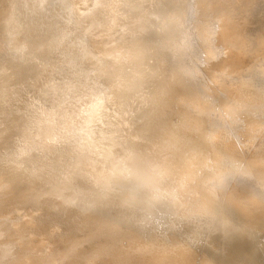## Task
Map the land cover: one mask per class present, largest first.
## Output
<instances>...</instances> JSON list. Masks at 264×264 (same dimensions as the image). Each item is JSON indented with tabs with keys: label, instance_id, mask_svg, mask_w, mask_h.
Wrapping results in <instances>:
<instances>
[{
	"label": "bare ground",
	"instance_id": "obj_1",
	"mask_svg": "<svg viewBox=\"0 0 264 264\" xmlns=\"http://www.w3.org/2000/svg\"><path fill=\"white\" fill-rule=\"evenodd\" d=\"M27 1H30V0H0V4H2L3 2L7 4L6 6L4 4L5 9H6L7 7L10 6L9 3H11V6L13 7V11L15 13V14L13 12L11 13L12 15L14 14L13 15L14 18L12 19H15V17L17 16L16 22H18L20 21L21 17H24L25 14L30 15V11H32L33 6H30L31 5L30 3L32 2V0L31 2L27 3L26 7L23 10L21 9V7L25 6ZM125 1H126V4L128 5L127 7L129 9V12H131L132 14L136 12H141L142 8H144V4H146L144 3V0H125ZM203 1L204 0H195L194 3L196 5H199L203 3ZM260 1H258V3ZM38 2L40 4V7H43L41 6L42 3H40V1ZM90 2L88 4H90ZM111 2L115 3V1H112V0ZM186 2H187V6L191 5V3L188 4L189 3L188 0H153L152 6L150 5L151 7L149 8V10H147L146 12H142L143 14H141L138 17V20H141L140 17L144 18L145 23L142 22V20H141V23L146 24L145 26L146 28L142 25L143 30L145 28L144 31L142 30L143 33L147 31L146 33L148 34V36L150 35V38L155 37L154 39L158 43H161L163 49L161 48V45L158 44V46L160 47L158 49L162 50L161 52L162 54L160 57L164 59L166 63L168 64L167 68L165 67L166 72L164 74L167 78L168 76H170V78L164 79L160 82L158 78L162 76L163 72H158V68H159L158 65H152L149 68V70L146 71V72H151L152 74L151 77L147 76L146 73H143L144 75L137 76L132 81V83L129 82L130 86L129 88H127V91H125L126 89H124L125 92L123 91V88L121 87L122 83L125 81H122L121 86L119 87L122 88L123 93H121L120 95V92H119L120 97H118L117 95L118 93L115 94L118 98H121V99L119 100V103H118L117 114H113V115H116V120L112 124V130H113V134L117 135L119 138V141H116L118 145L116 149H118L117 151L119 152V154L120 153L122 154L123 159L118 160L119 158H116V160H114V162L112 163V164L114 163L116 164L113 165L110 170L115 169L116 171V166L119 165L123 167V170H125V172L140 174V175H143V178H141V180L139 179L142 184L140 183V181H137L135 183V187H138L139 189L132 190L131 193L128 192L130 195L129 197L125 198L126 200L124 201V203H126L125 204L126 206L131 200H132V203H129L128 207H126L125 205H123V207L121 206L122 213L121 212L119 213H121L122 217L120 219L117 217L116 219L113 218L114 216H111L112 214L113 215L115 214L113 212L112 214L109 212V214L111 215L109 214L101 215V216L96 215L94 217L95 219L94 222L91 223L92 226L90 225V227L88 228L91 231L94 229V233H96V231L102 233L101 235L103 236V238L106 235L117 237L120 234V230H119V228H121L119 227L120 223L123 221V219H127V223L124 226V228H122L123 229L122 232L127 234V236L131 237V238L128 237L129 241L131 240L130 241L131 244L129 246H131L133 250L129 254L128 249L123 250L124 249L123 248L121 249L122 251H119V252L117 251L120 250V248L115 251H113L114 249L113 250L111 249L113 251V255L112 253L109 254L111 252L110 250V252L108 251L109 253L107 254L111 256L110 257H107L108 255L107 256L105 255V256L107 257L109 263H112V264H127L126 263L127 260H131V258L127 259L129 255L136 254L135 252H139L140 254V252L144 248L145 250L142 251V254L141 255L138 254L139 260L136 259L137 258L136 256L133 264H184V263L196 264L195 261L198 260V258L202 259L203 261L202 264H226V262L227 264H230L228 263V260H231V257H234L233 253H230L229 256L231 255L232 256L231 257L227 256V258H222V256L221 258H219V256L216 255L217 250L221 248L222 246L223 248L226 247V248L232 249L234 250V252L236 251L237 253L240 251H243L244 247H246L247 245H248L247 247L249 248V244L251 245V247H254V248L261 247V246L264 247L263 246L264 245V72H259L258 70H257L258 72L256 71L242 72L241 70V72L236 75H232L234 74L233 72L232 74H226V73L222 74V72L218 73L214 71L212 72L213 73L212 75H208L211 73L207 72L208 74L207 76H205V82L203 81L204 82L203 84L202 83L199 84L198 82L200 80L199 81L197 80L199 79V77L201 78L202 76V75L199 76L200 73L202 74L201 70L202 69L204 70L206 67H210L211 65L215 64L214 61L213 62L210 61L211 63L208 64L204 60H207L209 56H211V54H213V52H215L216 49H218L217 44H216L218 41L214 42L215 37L214 39L213 37L211 39L210 32L207 33L205 28H203L205 29L204 31L200 30L205 24L200 25L202 26L201 28L198 24L197 26L199 27L194 28V30L190 28L191 26L187 27V24H185L184 26V23L182 21L183 20L185 21L186 18L190 17V15L186 14L188 15V17L186 16L184 19L182 18L183 20H181V17L177 15V13L180 11H185V9L183 10L184 6H185L184 8H188L185 5ZM263 2L264 1L262 0V4H263L262 6H264ZM36 3H37V0H36ZM44 3H46V1ZM69 3L72 4L73 3L72 0ZM110 3L109 5L112 4ZM59 4H62L63 7L65 6L64 2L59 3ZM257 4H255V1L253 2L251 0H211V1H208L207 3L208 7L207 9H205L204 11L205 13H203V14H209V13L212 14V12H214L215 19H216L215 21H218L216 24H213V26L216 25V28H215V31L217 33L216 37L219 38L218 39L219 41L221 39L220 37L228 38L226 40H221L224 43V44L222 43V46L226 47V49H228L227 46H229L230 44H232L231 46L234 47L233 43H236L237 46L235 45V48L238 47L236 53H238L237 55L239 56L238 57L237 55H234V56H236L237 58H240L241 55L244 52H246V50L248 52L250 49H252L253 45L256 47V44L264 43V34L263 32L260 34L262 30L264 31V22L260 24L256 23L257 26L256 25L253 26V24H255L253 23L252 24L253 27L250 29H245L247 27L244 26L246 24L245 21L247 20L245 18L246 15L248 18L250 17V14H254V16L258 17V15H256L258 10L257 12H254L253 10H256V9H252ZM90 5L88 7L86 6V9L84 8V11L82 12V17L84 18L83 20L86 21V24L88 23L85 29L81 27L82 30L84 31L86 30L85 32H87L86 28H88V25L91 24V23L89 24V22L92 21L93 16L97 17V15H94V12H93V15L91 14L93 8H90ZM0 6L1 8H4V6L3 7L2 5ZM27 6H29L31 10L27 8ZM35 6H37L36 9L39 7L38 4ZM35 6L33 7V11L35 10ZM111 6H109L108 9L105 8L104 12L106 9L107 11L110 10ZM59 7H62V6L59 5ZM70 7L72 8V5ZM68 8L69 6L65 8L66 11L69 10ZM259 8L261 7L259 6ZM10 9L12 10V8ZM40 9L38 10V13H36L37 17L35 19V23L33 24V26L31 23L33 22V20H31L30 17L28 16H26V18L30 19L31 22L29 21V19L28 21L29 23H31L30 26L32 27H35L36 25L44 24L46 20L49 21V27L46 26L45 27L46 29L42 30L41 32H35V31L30 32L29 31V33L26 34L27 35L26 39L31 43L29 46L28 44L29 42L27 41L28 48L19 49L21 45L19 47H15V48L13 47V49L18 48V50L21 51V53H18V57L20 56V54L22 56V58L19 57L20 62L23 61L21 59H24V61L28 59L33 64L30 63V61L29 62L26 61L28 67L25 68L26 70L24 69L25 71L23 70L24 73H26L24 74L25 76L22 79L18 78V80H16L14 83H11L13 81L11 82L7 81V84H6L7 88H4L5 86L4 85L2 89H5V90L0 91V136H1V139L3 140L2 143L6 144L5 147L2 148L4 152L2 153V156L0 157V179L11 176L12 177L11 179L18 181L20 180L22 175L31 176V178L29 179L31 184L33 185L40 184V183L44 184V188H42V190L44 189L45 191L56 192V194L61 200L63 196L65 197L66 194H71V196H78V194H81L85 192L86 190H88L87 185L85 187L83 186L84 180L83 178H81L83 173H80L78 171L80 170L81 165L88 163L89 157H88V154L86 153V149H87L86 143L88 141L86 143L85 141L88 140L87 137L93 135V132H94L93 123H92L93 120L91 116H93L92 114L98 108H100V105L102 102V97H99V95L101 94L100 86H102L101 85L102 80L100 79V86L99 85L94 86L92 82L96 83L98 79L96 80L97 76H95L96 78L93 76V79L95 78V80L85 85V87H87V85L92 84L94 88L96 87L97 89H99L97 91L98 95L93 96L91 98H87L86 95L89 93L86 94L85 88H82L84 82L81 85V87H80V84L78 85L79 87H77L78 82L76 78L77 76L80 75V73L82 74L81 72L82 68L79 70L77 67H73L74 63L72 62L73 61L72 58H73V55L80 52L79 50H81L80 48H82L81 46H79L80 42H77L78 40L76 41V37H80L78 36L77 32L79 33L80 31H77L76 25L74 27L76 30L75 29L73 30L74 33L72 31V28L71 29L69 28L70 26H65V28H62V29L59 28L58 29L59 34L65 32L68 35V37L72 38V39L70 38V40H67L65 43L61 44L58 38V34H56V32H52V31H56L58 24H60L61 22H59L56 19L53 13L51 15L50 14L41 15L39 13ZM125 9L127 10V8ZM239 9H245L246 15L242 17L246 20L245 21L243 20L242 23H239L240 16L242 15L239 11L241 15L239 16V20L237 21L238 22L237 24L236 22L237 17H234V16L235 15L238 16L237 11ZM0 10H1L0 12H2L3 9H0ZM6 11H9V10H6ZM102 11H99V12H101V14L105 16V13L103 12L104 13L103 14ZM35 12H37V10L34 11V14ZM69 12L72 13L71 11ZM99 12H97L98 16L101 15L99 14ZM200 12H201V9L199 11V14ZM241 12L243 13V11ZM70 13H68L67 15L71 16ZM75 13L73 12V14L76 16ZM3 15L4 14L0 16H3ZM31 15H33L32 12H31ZM11 16L8 17L10 18V20L6 17L7 18L6 20L8 22L11 21L10 24H12ZM208 16H207V19H208ZM76 17L78 18V16ZM110 17L109 19H111ZM196 17H200V15ZM202 17L204 20V16H202V13H201V18ZM31 18H35V16ZM67 18L68 17L65 16V19H64L65 22L68 21ZM120 18L122 17L120 16ZM127 18H125L126 22H129V21L131 23L134 21L137 22L136 19L135 20L132 19L133 21L129 19L127 21ZM192 18L193 17H191L190 20H192ZM213 18H214V15H213ZM255 18L254 20H256ZM72 19H73V16H72ZM97 19L99 20V17ZM109 19L100 20L101 22L100 24H97V22L94 23L95 22V19H94V22H92L94 25L91 24L93 25L92 32L90 31V28L88 30L92 33V35L94 32L96 33L95 35L97 36L98 35L97 33H100V31L103 30L104 26L102 25L104 23H105V26L108 25L106 22H108ZM115 19L112 18L111 22H113V20L116 22L117 20ZM207 19L205 20L206 23H208ZM211 19L209 22L210 24L212 22ZM26 20L27 19H25V21L22 20V22L23 21L26 22ZM260 20L263 21L262 19ZM205 21L203 22L205 23ZM8 22H6L5 27L8 25L7 24ZM24 22L22 24L26 26ZM130 22L127 24L131 25ZM136 22L135 24H137ZM0 23H4V22L0 21ZM20 23L21 21L18 22L17 24L19 25ZM29 23L27 25H29ZM141 23L139 22L138 24H141ZM192 23H194L193 25H195L194 21L193 22L191 21V25ZM243 23L245 24L243 25ZM22 24L19 27L23 29L24 26ZM116 24H118V22L114 23V26ZM189 24L190 23H188V25ZM3 25L4 24L0 26H3ZM13 25H16V24H13ZM69 25H73V24H69ZM124 25H126V23ZM124 25L121 24L119 27L122 28ZM235 25L236 27L237 25L239 26L235 28ZM117 26L115 27L118 28ZM137 26L141 28L140 25H137ZM7 27H9V30H10L11 25ZM14 27L16 28V29L14 28L16 31L17 27L16 26ZM100 27H102V30H100L101 29ZM126 27L124 26V30ZM132 27L134 28L133 24H132ZM132 27L128 29L131 30ZM26 28L24 27V29ZM107 28H109V26H107ZM137 28L135 29L137 30ZM11 29L15 33L14 29L13 28ZM104 29H106V27ZM118 29L114 30L115 31V32L113 31L114 33L111 31L114 34L112 35L111 33L113 38L109 36L111 39L116 38L115 33ZM108 30H110V28ZM124 30L121 31L122 33L117 38H120L123 34L125 35ZM130 30H127L126 35H128ZM25 31H27V29ZM46 31H51L52 35L48 39L42 40L40 38L41 33L46 32ZM104 31H106V33L108 32L107 30H104ZM118 31L120 32V30ZM139 31H141V29ZM4 32H6V29ZM22 32L23 31L21 32L19 31V34L18 36H16V38L19 37L20 33ZM82 33L80 32V34ZM140 33L141 32H139V34ZM187 33L189 34V36ZM4 34L3 32H1V36H3ZM11 34L8 36L7 40L11 38ZM15 35H17V31ZM13 36L14 34L12 35V38ZM137 36L138 35L136 34V37ZM148 36L147 35L142 36L141 34V37L144 38L143 40H145L146 39L145 37H148ZM6 37L4 38V42H2L3 40L2 38H1L2 40L0 39L2 44L5 43L3 45L0 44V69H1L2 64L3 65L6 64L9 70L5 68L4 71L14 72L17 69L11 66L12 62L10 61L11 60L10 58L13 57V56L11 57V54L14 52V50L11 49L10 47L11 50L10 49L9 50L12 51V53H9L10 54L9 55L8 54L9 50H7V47L6 49L4 48V46H7L8 44V43L6 44L7 42L5 40ZM23 37L24 35L22 36V38ZM26 39L24 38V40ZM84 39L83 41L85 42ZM148 39L149 38H147V40ZM154 39L152 41H154ZM18 40H16L18 41V43L20 42V40L22 41V39H18ZM107 40H108V43H110L108 44V48H109L111 47L110 45L114 44L115 40L114 42L112 40L111 41L112 43L109 42L110 41L109 39ZM128 40L130 41V39ZM132 40H131V43H132ZM135 40H137L138 42V40L140 39L138 37V39H135ZM193 40L196 44L194 42H193L194 44L190 43ZM9 41H12V40H9ZM83 41L81 39V42ZM123 41H126V40L122 39V42ZM149 42L151 41H148L147 45ZM16 43L11 44V46L16 45ZM21 43H23V41ZM139 43H141V41H139ZM24 44H22V46H25ZM105 44L107 45V43ZM105 44H102V45L105 46ZM116 44L114 45V48H110V49L115 50ZM135 44L137 45V48H138V43H134V45ZM142 44H146V43H142ZM198 44L200 45V48L199 50L198 49L197 50L198 51L201 50L202 53L200 51L201 53V56L199 57L200 61H197L199 59L195 60L198 64L196 63L194 64L192 62L194 59L193 60L189 59L190 54L193 49V48L191 49L190 47H192L193 45L196 49ZM120 45L118 44L117 46L118 48L116 47L119 51L122 50L120 48L123 46V44L121 47ZM150 45H154V44L152 43V44H149L148 46ZM87 46L88 44H86V47ZM102 47L100 49H102ZM152 47L150 48L152 49ZM103 48H106V47H103ZM127 48H128V45H127ZM132 48L133 47H131V49ZM137 48L135 46L134 49H137ZM117 49L115 52L118 51ZM123 49H125L124 46H123ZM189 49L191 50V52L188 51ZM114 50L112 51L114 52ZM57 51H60V52L59 54H57L58 57L56 56L55 58L56 61L55 60L51 61L50 59H48L50 57V53L57 52ZM83 51H88V50L83 49ZM105 51H104V54H105ZM123 51L126 52V49ZM223 51L225 52L226 50H223ZM124 52L123 54H125ZM155 52H156V48H155ZM14 53L16 55V50ZM193 53L195 55V50ZM157 54L159 55V53ZM111 55H114V54H111ZM221 55L224 56L225 54H221ZM229 56H226V57L229 58ZM141 58H142V55H141ZM192 58L194 57H191V59ZM15 60H13L14 63H15ZM227 60L229 59H226V61ZM24 61L23 63H25ZM226 61L224 60V62ZM233 62L238 63L240 65L241 59L234 60ZM219 66H216V67H219ZM250 66H248L247 68H249ZM90 68H93V67H90ZM95 69L97 70V72L101 70V69L99 70V68L98 69L95 68ZM217 69L220 70V68H217ZM207 70L212 71V69L209 70V68H207ZM214 70L216 69L214 68ZM90 71H94V70L90 69ZM83 74H85V72ZM92 74L93 73L90 72V76H92ZM4 80H1L0 85L2 84ZM91 80H92V77H91ZM4 83L6 82L4 81L3 84ZM102 83H103V86L106 85L104 84V80ZM125 83L127 84L128 82H125ZM115 85L117 86V84ZM115 85L113 84L111 87L113 90L116 89V87L115 88L113 87ZM17 87H19L20 90H17L18 89ZM76 87L79 89L80 88L84 89V90H81V89L78 90L80 91L79 93L78 91L74 92L77 89ZM119 87L116 89V91L119 89ZM86 91L88 92V87ZM106 94L107 93H105V96ZM105 96L103 97V99H105ZM109 97L111 101V96ZM109 97H108V100H109ZM106 99H107V96H106ZM116 99H113V100H116ZM47 100L51 101L48 107L45 106L44 108L34 109V106H37L38 102L47 101ZM174 102L179 103V104L182 103V106H178L177 104L176 106L178 107L175 109L174 112L172 113H167L168 111L165 112L166 107H170V104ZM112 103H114V101ZM157 106L158 107L160 106L161 108L156 109ZM37 107H40V106H37ZM112 108L114 107H111L110 109L112 110ZM115 112H116V107H115ZM106 113H108V111ZM111 115L112 113L110 114V116ZM174 116L175 118L176 117L177 118L173 119ZM9 121L11 122L9 123ZM12 121L13 123H15V125L13 126L11 124ZM17 122L19 123V125ZM15 126H17L16 129L14 128ZM131 126L133 128H131ZM12 128H14L15 131L14 130L12 131ZM159 132L161 134H158V136L159 135L161 136L158 138L160 139L158 143H155V140L152 141V139H148V138L146 139L147 135L150 136V134H152L153 136V134H157ZM140 136L145 137V141H143V143L141 142L142 144L135 142V140H137L136 138H139ZM252 141H253V144H255L254 142H257V143L253 146L250 144V142L252 143ZM116 142L114 145H112L113 148L115 147ZM161 142L163 143V146L161 144L162 147L159 146L160 145L159 143ZM207 145L208 146L210 145L211 148L206 149ZM159 147L162 149H160ZM0 151L2 150L0 149ZM12 153L13 155H11ZM76 155H78L77 160H73L74 156ZM72 156L73 158L71 159ZM195 157L198 160H194ZM241 165H244V167H242L243 169L241 168ZM65 166L67 167L64 168ZM69 167L70 169L68 170L67 168ZM239 167L242 170H239ZM234 170H236L237 173L235 175L230 176V173L234 172ZM37 174H39V176L32 177V175H37ZM59 180L65 184H63L62 186H54V184H52L53 181H59ZM181 182L182 183L187 182V184L184 185L183 187V191L187 196L191 197L193 194L197 195V199L193 200L190 204H188V208H183L182 210L173 209V211L168 212L167 214H164L163 211L169 208L170 209L173 208L172 205H169V203H166L165 201L166 198L164 196H158L156 198H153V200L156 201L157 204L155 206H150V207H147V206L142 207L141 203L142 202L145 203V201L147 202L148 200H151V197L149 199H145V201H142V202L135 201L134 199V196L138 194L140 195L142 191L143 193L145 192L147 194H151L152 196L154 195V192L157 189H162V187L163 188L164 187L174 188L180 185ZM113 183H116V182H113ZM144 183H146V186L143 185ZM139 197H142V196L140 195ZM43 200H45V198ZM30 204H33V202H30ZM110 207L112 208V206ZM118 207L120 208V206ZM8 208L9 207H5L3 212L8 211ZM31 209H32V205L29 206L25 210V212L28 215L31 214L32 212L35 213V211ZM107 209L105 211H107ZM136 210H140V211L136 212ZM186 214H191L194 216L192 221L189 224L184 225L178 232L172 233L171 235L167 236L168 229L171 227L177 226L180 222V217ZM166 215L170 218L169 222H162V219L165 218ZM62 216H63L62 205H58L54 207L50 215L40 217L38 224L42 226L43 224L46 225V224L52 223L53 221H56L58 222L59 227L61 229H63V227H66V229H68L69 227L76 228V227L85 226L86 228L89 226V225L86 226L84 224L83 222L84 215L82 212H80L78 217L72 220H68V219L60 220V217ZM147 218H150V219L153 218V220H151V222L148 225H145L143 222L145 220H150ZM88 222L90 223V221ZM213 223H214V226L210 230L204 231L203 229L204 232L203 231L201 233L195 232L196 230L201 229L203 227L207 228L209 225L212 226ZM45 227L49 229L52 228L50 226H45ZM45 227H42V228H45ZM155 227L160 229L161 232L154 231ZM194 227H199V228L193 231ZM34 228H35V225L30 227L31 230H33ZM95 229H98L99 231L98 230L95 231ZM63 230L65 231V229ZM77 230L78 228L76 229V231ZM198 231H201V230H198ZM25 233H27L26 229L23 231V235L21 239L19 240V242L25 241V237H24ZM71 233L69 235H71ZM94 233L93 234L92 232L90 233L92 234V238L97 237V235ZM64 234H63V237L65 236L66 238V232ZM82 234L83 233H80L79 235L81 236ZM197 234H200L203 237L205 236L206 238L208 236L212 239V241L210 242V244H208L209 242H207L205 238L204 240H206V243L202 242V244L200 243L199 246H197L195 243L196 241L195 238H198ZM79 235L78 237H80ZM86 235H87L86 237H88L89 234L86 233ZM93 235H96V236H93ZM196 235L197 237H195ZM76 236L77 235H75L74 237ZM146 236H149V238H146ZM74 237L72 240L75 239L74 241L76 243V238ZM115 237H110V240H112L111 238L114 239ZM122 237H124L123 234H122ZM67 238L68 239L66 240H69L68 235H67ZM80 238L84 239L85 237L82 236ZM100 238L97 237L95 239L96 240L98 239L97 241L99 242ZM107 238L109 237H105V240H107ZM90 240H91V236H90ZM90 240L88 241L90 242V246H91V244L94 242L93 241L94 239H92L93 242ZM115 240L117 241V238H115L113 241ZM60 241L62 240L60 239ZM60 241L58 242L61 243ZM81 241L83 243L87 242V241L84 242L83 240ZM118 241L120 242V240ZM46 242H43V243H46ZM215 242H219L221 245L218 244L219 246L218 247L215 246L214 250H212L213 247L211 248V245L213 246ZM40 243H42V241H40ZM27 244L30 245V243L28 242ZM35 244L37 245L38 243H35ZM70 244H72V242L68 243L67 246H69ZM99 244L101 246V243ZM29 245L28 247H30V250L28 248V253H30V256L32 257L31 262L30 261L27 262L28 259H25V260L23 259V260L25 261V263L27 262V264L28 263L36 264L38 263V261L39 263H41L38 257L42 256L41 253L42 251H44V248H46L47 246L43 245L44 248L39 247L38 250L41 248H43V250H41V253H38L37 252L38 250L37 249H36L37 251L35 250L32 243L30 246ZM38 245H41V244H38ZM50 245L52 246V249H54L53 247H57V246H53V244H50ZM85 245L86 244H84V246ZM115 245H113L114 247L112 246L110 247L108 243V247L110 248H115ZM126 245L128 246V244ZM77 246L80 247V245H77ZM105 246L106 245H104L103 247ZM117 246L119 247L118 243H117ZM48 247L47 249H49ZM78 247H75V248H78ZM81 247H83V245H81ZM81 247L79 249H81ZM103 247L101 246L99 248H101L102 250ZM108 247H105V248H108ZM147 247L149 248L146 249ZM247 247L245 248L246 250H247ZM33 248L35 250L34 253L35 254L37 253L38 257L32 252ZM177 248L180 250V253L178 251V253L174 257L172 256L173 258H171V255L173 252L172 249H175L177 252ZM26 249L27 248H25V250ZM66 249L64 251H66ZM83 249H85V247H83ZM68 250L67 252H69ZM95 250L96 248L94 249V251ZM197 250H199L200 253L197 252ZM19 251L23 253L22 251L24 250L19 249ZM55 251L56 250L54 249V251L52 252H55ZM82 251L84 250H79V252L75 250V252L77 253V254L75 253V256L79 255V253L81 254ZM85 251H88V250H85ZM130 251L131 250H129V252ZM8 252H9L8 247H6L5 245L0 249V255H3V254L7 255ZM73 252L74 250L72 251V254H74ZM184 252L185 254L187 252L189 253L187 258L184 257L183 255ZM196 252L198 253V255L196 254ZM85 253L86 252H84V254ZM245 253H249V252H245ZM258 253L260 254V252ZM26 254L24 253V255ZM50 254H53V253H50ZM68 254L67 255L61 254V255L68 257L67 259L69 260ZM93 254L92 256L88 255V259H89V256L96 257V255L93 256ZM98 254L100 256V253ZM103 254L101 253L102 256ZM250 254H249L250 256H254V253L253 255L252 253ZM262 254H264V252ZM81 255L79 256L81 257ZM255 255H257V253ZM27 256L29 257V255ZM54 256H57V254L56 255L54 254ZM72 256L74 257V255H71V257ZM20 257H22V254H20L18 257L17 255H15L14 257H11L10 263L6 259L7 264L8 263L9 264H25L24 261H22V258ZM46 259H47V256H46ZM86 259L87 258H85V260ZM240 259H241V256H240ZM29 260H30V257H29ZM82 262H86V261H82ZM0 264H3V261Z\"/></svg>",
	"mask_w": 264,
	"mask_h": 264
},
{
	"label": "rangeland",
	"instance_id": "obj_2",
	"mask_svg": "<svg viewBox=\"0 0 264 264\" xmlns=\"http://www.w3.org/2000/svg\"><path fill=\"white\" fill-rule=\"evenodd\" d=\"M38 1H40V3H42L41 4V6H43V7H40V4H39V2ZM41 1H43V2H41ZM46 1V3H44ZM89 1V0H88ZM87 0L86 1H82V0H72V4H70L69 2H71V0H37V3H36V0H32V2H31V0L30 1H27L26 2V4H25V6H23V7H21V9L23 10L25 7H26V5H27V3H29V2H31L29 5L30 6H35V5H37L38 4V6L40 7V8H42V9H40L39 7L36 9V7L37 6H35V10H37V12H35V14L36 13H38V10L40 9V14L42 15H48V14H52L53 13V15L56 17V19L59 21V22H61L60 24H58V27H57V29H56V31H52V32H56V34H58V38H59V40H60V43L61 44H63V43H65L67 40H70V38L71 37H68V35L65 33H60L59 34V31H58V29L59 28H65V26H70L69 28L71 29L72 28V31L75 29L74 27H75V25L77 26V31H80L81 33L84 31V30H82V28L83 29H85V27L87 26V24H86V21L85 20H83L84 18L82 17V12L84 11V8L86 9V6L88 7L90 4V8H93V10H92V15H93V12H94V15H97V17H95V16H93V19H92V21L91 22H89V24L91 23V24H93L92 22H94V19H95V22L94 23H96L97 22V24H100L101 22H100V20H105V19H109V17L111 18V19H109L108 20V22H106L108 25L107 26H109V28H110V30H108L109 28H107V26H105V23L102 25V26H104L103 27V30H102V27H100L101 29L100 30H102V31H100V33H97L98 35L96 36L95 34L96 33H94L93 32V35H92V26L94 25H88V28H86L87 29V32H83V33H85V34H80V32L78 33L77 32V34H78V36H80V37H76V41L77 42H80L78 45L79 46H81L82 48H80L81 50H79L80 52H78V53H76V54H74L73 55V63H74V66L73 67H77L79 70L81 69L82 71V74L80 73V75L79 76H77V78H76V80H77V87H79L78 85L80 84V87H81V85L83 84V82H84V84H83V87L82 88H85V92H86V94L87 93H89V94H91V95H89V94H87L86 96H87V98H91V97H93V96H97L98 94H97V91L99 90V89H97L96 87L94 88L93 86H92V84L94 85V86H100V79L102 80L101 81V85L102 86H100V92H101V94L99 95V97H102V102H101V105H100V108H98L92 115L93 116H91L92 117V123H93V130H94V132H93V135H91V136H89V137H87L88 138V140H84L85 141V143H86V147H87V149H86V153L88 154V157H89V159H88V163L87 164H83V165H81V168H80V170L78 171V172H80V173H83V175H82V177L81 178H83V186L85 187L86 185H87V188H88V190H86L85 192H83V193H81V194H78V196H71V194H66L65 195V197L63 196V198L60 200V198L58 197V195L56 194V192H49V191H45L44 189L42 190V188H44V184H35V185H33V184H31V182L29 181V179L31 178V176H26V175H22V177L20 178V180H18V181H15V180H13V179H11L12 177L10 176V177H6V178H1L0 179V249L5 245L6 247H8V250H9V252H8V254L7 255H0V263H2V261H3V264H5V262H6V264H7V261H6V259L8 260V262L10 263L11 262V257H14L15 255H17V257L20 255V254H22V257H20V258H22V261H24L25 259H28L27 260V262L28 261H30L31 262V259H32V257L30 256V253H28V248H29V250H30V247H28V245L29 244H27V242L28 243H30V245H31V243L33 244V246H34V248H35V250L37 249L38 250V248L39 247H43L44 248V246L43 245H46L47 243H48V241H49V243L46 245L49 249H47V247L46 248H44V251H42V253H41V250H43V248H41V249H39L37 252L38 253H41V255L43 256V258H42V256L41 257H38L37 255V253L35 254L34 252H35V250H34V248H33V250H32V252L38 257V259L40 260V262L41 263H39V261H38V263L39 264H68V263H70V264H79V262H80V264L82 263V264H112V263H109V261H108V259H107V257H110L111 255H108L107 253H109L110 252V250L112 249H114L113 251H115V250H118L119 248H120V250H118L117 252H119V251H122L121 249H123V250H127L128 249V253L130 254L131 252H132V250H133V248H131V246H129L130 244H131V240L129 241V239H128V237L129 236H127V234H125V233H123L122 232V228H124V226L126 225V223H127V219H123V221L120 223V225H119V227H121V228H119V230H120V234H119V236H117V237H115V236H110V235H106L105 237H109V238H107V240H105V237L103 238V236L101 235L102 233H100V232H97L96 230H98V229H95V231H96V233H94V229L91 231V230H89L88 228L90 227V225H91V223L92 222H94V217L96 216V215H98V216H101V215H108L109 214V212L112 214V212L113 213H115L114 215L112 214H109V215H111V216H114L113 218H115L116 219V217L117 218H121L122 216H121V211H122V207H123V205H125L126 203H124V201L126 200L125 198H127V197H129V193H131L132 192V190H137V189H139L138 187H135V183L137 182V181H140L141 180V178H143V175H140V174H136V173H129V172H125V170H123V167H121V166H116V171H115V169H112V170H110L111 169V167L113 166V165H115L116 163H114V164H112L113 162H114V160H116V158H119L118 160H121V159H123V157H122V154L120 153L119 154V152L117 151L118 149H116V147H118V145H117V142L116 141H119V138H118V136L117 135H114L113 134V130H112V124H113V122L116 120V115H113V114H117V109H118V103H119V100L121 99V98H118V97H120V95H121V93H123V91H124V89H126L125 91H127V88H129V82H131L132 83V81L137 77V76H141V75H144L143 73H146V75L147 76H152V74H151V72H146V71H148L149 70V68L152 66V65H158V72H163V74H162V76L161 77H159L158 79H159V81L161 82L162 80H164V79H168V78H170V76H168V78L165 76V72H166V70H165V67L167 68V66H168V64L166 63V61L164 60V59H162L160 56H161V52H162V50L161 49H158V48H160L159 46H158V44L159 45H161V43H158L154 38H150V35L148 36V34L146 33L147 31H145L144 33H143V31L145 30V26H146V24H144L145 23V21H144V18H141L140 17V19L142 20V22H144V23H141V20H138V17L141 15V14H143L142 12H146L147 10H149V8L152 6V1L153 0H144V3H146V4H144V8H142V11L141 12H136V13H134V14H132L131 12H129V9H128V5L126 4V1L124 0H112V1H115V3L114 2H111V0L109 1V0H107V1H109V2H107L106 0H90L89 2H90V4H88L89 2H88ZM208 1H211V0H204L203 1V3H201V4H199V5H196L194 2H195V0H188V4H190L191 3V5L189 6H187V2H186V6L188 7V8H184L183 7V10L185 9V11H180V12H178L177 13V15H179L180 17H181V20H183L186 16L188 17V15H190V17H188L189 18V20H188V18H186V20L184 21H182L183 23H184V26H185V24H187V27H190L192 30H194V28H196V27H199L200 25H203V24H205V25H203V27L202 26H200V30H205L206 29V32L207 33H209L210 32V38L212 39V37H213V39H214V37H215V41L214 42H216V41H218L216 44H217V48L218 49H216V51L215 52H213V54H211V56H209V58L207 59V60H204L205 62H207L208 64L209 63H211V62H213L214 61V65H211L210 67H206L205 69L207 70V68H209V70L210 69H212V71L210 70V71H206L205 69L202 71L201 70V72H202V74L200 73L199 74V76L200 75H202L201 76V78L199 77V79L197 80V81H199L198 83L200 84V83H204L205 82V76H207V74L208 73H211V74H208V75H212L213 73V71L214 72H222V74H224V73H226V74H232V72L234 73V74H232V75H236V74H239L240 72H241V70H242V72H254V71H256V72H264V43H258V44H256V47L253 45V48L252 49H248L249 51L247 52V50H246V52H244L242 55H241V57L240 58H237L239 55H237L238 53H236L237 52V48H235V45L237 46V44L236 43H233L234 45V47H232L231 45L232 44H230L229 46H227V48L228 49H230V50H228V49H226V47H223L222 46V41L221 40H226V39H228V38H223V37H220L221 39H220V41L218 40L219 38H217L216 37V35H217V33H216V31H215V28H216V25H214L213 26V24H216L218 21H215L216 19H215V14H214V12H212V14L214 15V18H213V15L211 14V13H209V14H203V13H205L204 11H205V9H207V3H208ZM251 1H255V4H257L258 3V1H260V0H251ZM264 1V0H263ZM64 2V7L65 8H67L68 6H69V10H67L66 11V9L63 7V5L62 4H59V3H63ZM87 2V3H86ZM107 2V3H106ZM112 4H111V3ZM125 2V3H124ZM261 2V3H260ZM257 5H259L261 8H259V6H257V5H255V7H257V8H252V9H256V10H253L254 12H257V10H258V12L256 13V15H258V17L257 16H254V14H250V17L248 18L247 17V15L245 14V9H239L237 12H238V16L237 15H235L234 17H237V20H236V22L239 20V16H240V22L239 23H242L243 22V20L245 21L246 19V24L245 23H243V25L245 26V27H247V28H245V29H250V28H252L254 25H256L257 26V24L256 23H262V22H264V6H262L263 4H262V0L260 1ZM7 3V2H6ZM9 3V2H8ZM67 3V4H66ZM68 3H69V5H68ZM109 3L112 5H109ZM264 3V2H263ZM4 2L2 3V4H0V5H2V7L4 6ZM10 4V6H11V3H9ZM8 4V5H9ZM46 4V5H45ZM108 4V5H107ZM116 6H115V5ZM193 4V5H192ZM205 6H204V5ZM7 4H5V6H6ZM59 5L60 6H62V7H59ZM72 5V8L70 7ZM73 5H74V7L76 8H74L73 7ZM151 5V6H150ZM184 5V4H183ZM5 6H4V8H1V6H0V9H3L2 10V12H0L1 14L0 15H2V14H4L5 15V17H4V15L3 16H0V21L2 22H4V23H0V25H2V24H4L3 26H0V27H4L5 29H6V32H4L5 31V29H4V31H3V29L2 28H0V30H1V32H3V36H1V32H0V36H1V38L3 39H1L2 40V42H4V38L6 37V44H7V46H4V48L6 49V47H7V50H9L10 49V47H11V49H13V47L15 48V47H19L20 45V47H19V49H23V48H28V44H29V46H30V42L26 39L27 38V33H29V31L31 32H33V31H35V32H41L42 30H44V29H46L45 27L46 26H48L49 27V21L48 20H46V22L44 23V24H41V25H36L35 27H32L33 26V24L35 23V19H36V17H37V14L35 15L34 14V11H33V7H32V11H30L31 10V8H29V6H27V8H29L30 10H28V11H30V15H31V12L33 13V15L35 16V18H31V17H34L33 15H27V14H23L24 15V17H21L22 18V20H24L25 21V19H27L26 20V22H24L25 23V25L26 26H24V24H22L23 22H22V20H21V18H20V21H21V23L18 25L17 23L18 22H20V21H18V22H16L17 21V16L15 17V19H12V18H14V11H13V7L11 6H9V7H7L6 9H5ZM45 6V7H44ZM109 6H111L110 7V10H108L107 11V9H108V7ZM115 6V7H114ZM126 6V7H125ZM192 6V7H191ZM103 7V8H102ZM203 7V8H202ZM263 7V8H262ZM10 8H12V10L10 9ZM72 10H71V9ZM97 8H98V10H97ZM105 8H107L106 10H105V12H104V9ZM114 8V9H113ZM125 8H127V10L125 9ZM190 8V9H189ZM88 9V8H87ZM102 9H103V11H102ZM113 9V10H112ZM118 9V10H117ZM124 9V10H123ZM191 9H192V11H191ZM200 9H201V12H200V14H199V11H200ZM202 9H203V11H202ZM5 10V11H4ZM6 10H9V11H6ZM11 10V11H10ZM79 12H78V11ZM117 10V11H116ZM260 10V11H259ZM1 11V10H0ZM42 11V12H41ZM69 11H71L72 13H70ZM78 13H77V12ZM99 11H102V13L104 12L105 13V16H103L102 14H101V12H99ZM110 11V12H109ZM113 11H115V12H113ZM190 13H189V12ZM239 11H240V13H239ZM241 11H243V13L241 12ZM3 12H5V13H3ZM8 12H10V13H8ZM14 13L13 15L11 14V13ZM67 12V13H66ZM73 12L76 14V16H78V18L73 14ZM97 12H99V14H101V15H99L98 16V13ZM108 12V13H107ZM182 12V13H181ZM186 12H188V13H186ZM198 12V13H197ZM236 12V13H237ZM28 13V12H27ZM68 13H70V15L71 16H69V15H67ZM96 13V14H95ZM103 13V14H104ZM112 13V14H111ZM129 13H131L132 14V16H131V14H129ZM193 13H194V15H193ZM201 13H202V16H204V20H203V17L201 18ZM259 13V14H258ZM10 14V15H9ZM73 14V15H72ZM77 14H79V15H77ZM90 14V15H91ZM107 14V15H106ZM129 14V15H128ZM185 15V16H183V15ZM186 14H188V15H186ZM196 14V15H195ZM262 14V15H261ZM12 15V16H11ZM91 15V16H92ZM110 15V16H109ZM115 15H117V16H115ZM200 15V17H196V16H199ZM209 15V16H208ZM244 15H246L245 16V18L246 19H244L243 17H244ZM261 15V16H260ZM11 16V19H12V24H10L11 23V21H7L6 19L8 18V17H10ZM26 16H28V17H30V19L31 20H33V22H31L30 21V19L29 18H26ZM65 16H67L68 18V21H66L65 22ZM72 16H73V19H75L76 20V22H75V20H73L72 19ZM80 16V17H79ZM113 16V17H112ZM120 16L123 18V20H122V18H120ZM128 16H130V17H128ZM207 16H208V19H207ZM211 16V17H210ZM243 16V17H242ZM4 17V18H3ZM7 17V18H6ZM95 17V18H94ZM99 17V20L97 19ZM101 17H103V18H101ZM106 17V18H105ZM118 19H117V18ZM128 17V18H127ZM191 17H193L192 18V20H190L191 19ZM196 17V18H195ZM242 17V18H241ZM252 17V18H251ZM256 17V18H255ZM260 17V18H259ZM24 18V19H23ZM112 18L113 19H115V20H117L116 22H118V24H116L115 26H117L118 28H116L115 26H114V23H116L114 20H113V22H111V20H112ZM125 18H127V21L130 19L131 21H133V20H137V22L136 21H134V22H130V24L131 25H128L127 23H129V22H126V19ZM183 18V19H182ZM200 18V19H199ZM208 20V23H206V19ZM212 18V19H211ZM250 18H251V20H250ZM254 18L256 19V20H254ZM258 18H259V20H258ZM9 20H10V18H8ZM28 19H29V21L32 23V26H30L31 25V23H29V21H28ZM71 21H70V20ZM125 19V20H124ZM133 19V20H132ZM195 19H197V20H195ZM210 19L212 20V22H211V24L209 23L210 22ZM214 19V20H213ZM242 19V20H241ZM253 19V20H252ZM260 19H262L263 21H261ZM14 20V21H13ZM97 20V21H96ZM199 20H200V22H199ZM202 20V21H201ZM248 20H250V21H248ZM75 22V24H74V22ZM119 21H121V22H119ZM124 21H125V23H126V25H124L125 23H124ZM141 23V24H138L139 22ZM187 21V22H186ZM190 21V22H189ZM191 21L193 22H195V25H193L194 23H192V25H191ZM203 21H205V23L203 22ZM249 23H248V22ZM255 21H257V22H255ZM6 22H8L7 24V26H10L11 25V27H10V30H9V27H5V25H6ZM15 22V23H14ZM71 22V23H70ZM124 24H123V23ZM135 22L137 23V24H135ZM198 22V23H197ZM201 22H203V23H201ZM214 22V23H213ZM251 22V23H250ZM29 23V25H27ZM109 23H111V24H109ZM113 23V24H112ZM182 23V24H183ZM188 23H190L189 25H188ZM253 23H255V24H253ZM13 24H16V25H13ZM23 25L26 29H27V31H25L26 29H24V27H23V29L21 28V27H19L20 25ZM69 24H73V25H69ZM86 24V25H85ZM124 25L125 27L126 26H128V27H126L125 28V30H124V26L122 27L123 28V30H124V32H125V35L123 34L121 37H125V36H127V37H125V39H124V37L123 38H117L118 36H120V34L122 33L121 31H123L122 30V28L121 27H119L120 25ZM132 24L134 25V28L132 27ZM199 24V26H197ZM207 24H209V25H207ZM237 24H238V22H237ZM250 25V26H248V25ZM252 24H253V26H252ZM13 25V26H12ZM18 25V26H17ZM84 25V26H83ZM112 25V26H111ZM137 25H140L141 26V28H139ZM142 25L145 27L144 28V30H143V27H142ZM14 26H16L17 27V35H15L16 34V31H15V27ZM73 26V27H72ZM80 26V27H79ZM90 26V27H89ZM98 26V25H97ZM100 26V25H99ZM129 26H131L132 27V29L130 30V29H128V28H131V27H129ZM194 26V27H193ZM209 26H210V28H209ZM239 25H237V27H238ZM19 27V28H18ZM31 27V28H30ZM47 27V28H48ZM78 27H79V29H78ZM82 27V28H81ZM106 27V29H104ZM138 27V28H137ZM193 27V28H192ZM212 27V28H211ZM214 27V28H213ZM236 27V25H235V28H237ZM11 28H15L14 29V31H15V33L13 32V30L11 29ZM29 28V29H28ZM90 28V31L88 30ZM114 28V29H113ZM118 29V30H120V32L117 30L116 31V33H115V37L116 38H114V39H111V38H113L112 37V35H114L113 33L115 32L114 30H116V29ZM135 28H137V30L135 29ZM189 28V29H190ZM203 28H205V29H203ZM75 29V30H76ZM135 29V30H134ZM141 29V31H139ZM198 29V30H199ZM9 30V31H8ZM11 30H12V32H11ZM21 32V31H23L22 33H20V35H19V37H17L18 39H22V41H23V43H21L22 41L20 40V44L18 43V39L16 38V36H18V34H19V31ZM39 30V31H38ZM104 30H107L108 32V34L106 33V31H104ZM127 30H130V32L128 33V35H126L127 33ZM134 32H133V31ZM143 30V31H142ZM147 30V29H146ZM212 32H211V31ZM8 31V32H7ZM109 31H110V33H109ZM113 33H112V32ZM136 31V32H135ZM214 31V32H213ZM10 32V33H9ZM25 32V33H24ZM52 32L51 31H46V32H42L41 33V36H40V38L42 39V40H46V39H48L49 37H51V35H52ZM101 32H102V34H101ZM119 32V33H118ZM123 32V33H124ZM139 32H141L140 34H139ZM205 32V33H206ZM263 32V34H264V31L262 30L261 32H260V34ZM8 33H9V35L11 34V38H9L8 40H7V38H8ZM73 33H74V31H73ZM103 33H105V34H103ZM111 33H112V35H111ZM119 35H118V34ZM133 33H135V34H133ZM146 33V34H145ZM212 33V34H211ZM7 34V35H6ZM14 34V36H13V38H12V35ZM24 35V37L22 38V36ZM80 34V35H79ZM110 34V35H109ZM136 34L138 35L137 37H136ZM141 34H142V36L143 35H147L148 37H145L146 39V42H145V40H143L144 38L143 37H141ZM188 34V33H187ZM6 35V36H5ZM29 35V34H28ZM75 35V34H74ZM104 35V36H103ZM108 35V36H107ZM132 35V36H131ZM140 35V36H139ZM5 36V37H4ZM83 36H85V37H83ZM101 36H103V37H101ZM111 38H110V37ZM131 36V37H130ZM134 36H135V38H134ZM188 36H189V34H188ZM15 37V38H14ZM64 37V38H63ZM75 37V36H74ZM83 37V38H82ZM105 37H107V38H105ZM109 37V38H108ZM138 37H139V39L140 40H138V42H137V40H135V39H138ZM24 38L26 39V40H24ZM79 38H80V40H79ZM84 38H86V39H84ZM130 39V41L128 40V39ZM134 38V39H133ZM142 38V39H141ZM147 38H149L148 40H147ZM217 38V39H216ZM16 39V40H18V41H14V40ZM72 39V38H71ZM81 39H82V41H83V39L85 40V42L83 41V42H81ZM99 39V40H98ZM107 41H105V40ZM107 39H109L110 41L109 42H111L112 40H113V42H114V40H115V42L117 43H115L114 42V44L113 45H110L111 47H109L108 48V44H110V43H108V40ZM119 39V40H118ZM122 39L123 40H126V41H123V42H125V43H123L122 42ZM133 39V40H132ZM154 39V41H152ZM1 40H0V44H2L1 43ZM9 40H12L13 42H17L16 43V45H13V46H11V44H15V43H13L12 41H9ZM131 40H132V43H131ZM136 42H135V41ZM26 43H25V42ZM27 41L29 42L28 44H27ZM101 41V42H100ZM104 41V42H103ZM134 41V42H133ZM139 41H141V43H139ZM148 41H151L154 45H150V46H148L149 44H152L151 42H149L148 43V45H147V42ZM12 42V43H11ZM121 43V45H120V43ZM157 42V43H156ZM194 42V40L192 41V42H190L191 44H194L193 43ZM25 43V44H24ZM85 43V44H84ZM99 43H101V44H99ZM105 43H107V45L105 44ZM112 43V42H111ZM134 43H138V48H137V45L135 44L134 45ZM142 43H146V44H142ZM3 44H5V43H3ZM2 44V45H3ZM10 44V45H9ZM22 44H24L25 46H22ZM82 44V45H81ZM86 44H88V46L86 47ZM102 44H105V46H103ZM116 44V47L118 46V44L120 45V47L122 46V44H123V46H124V48L126 49V52H124L123 50H125V49H123V46L120 48V49H122L121 51H119L116 47H115V50L114 49H110V48H114V45ZM130 44H131V46H130ZM196 44V43H195ZM224 44V43H223ZM9 45V46H8ZM85 45V46H84ZM100 45H101V47L103 46V47H106V48H103L102 47V49H100L101 47H100ZM127 45H128V48H127ZM145 45V46H144ZM157 45V46H156ZM199 45V44H198ZM198 45H197V48L195 49V47L192 45V47H190L191 49H192V52H191V50L189 49L188 51H190L191 52V54H190V60H193L192 62L195 64H198L195 60L196 59H199V60H197V61H200V56H201V53H202V51H201V53H200V51H198L199 50V48H200V45H199V47H198ZM219 45V46H218ZM113 46V47H112ZM135 46H136V48L137 49H134L135 48ZM140 46H142V47H140ZM153 46V47H152ZM155 46V47H154ZM191 46V45H190ZM196 46V45H195ZM84 47V48H83ZM86 47V48H85ZM90 47V48H89ZM131 47H133L132 49H131ZM150 47H152V49L150 48ZM223 47V48H222ZM231 47V48H230ZM79 48V47H78ZM155 48H156V52H155ZM161 48H162V45H161ZM222 49V50H220V49ZM10 49V50H11ZM83 49H86V50H88V51H83ZM105 49H106V51H105ZM116 49L118 50L117 52H115L116 51ZM134 49V50H133ZM141 49V50H140ZM163 49V48H162ZM198 49V50H197ZM202 49V48H201ZM6 50V51H7ZM9 50V52H8V54L9 53H12V51H10ZM14 50V52H15V50H16V55H15V53L13 52L12 54H11V57L12 58H10L9 60L12 62L11 63V66H13L15 69H17V70H15L14 72H6V71H4V69L6 68L7 70H9V68H8V66L5 64V65H3L2 63V65H1V69H0V83H1V80H4L6 83H4L3 84V82H2V86L0 85V91H2V90H5V89H2L3 88V86H4V88H7V86H6V84H7V81H9V82H11V81H13V82H11V83H14L16 80H18V78H23L25 75L24 74H26V73H24V71L26 70L25 68H27L28 67V65H27V63H26V61L27 62H29L30 60H28V59H26L25 61H24V59H21V60H23L25 63H23V61H21L20 62V58L19 57H21L22 58V56H21V54H20V56L18 57V53H21V51H19L18 50V48L17 49H13ZM18 50V51H17ZM103 50V51H102ZM110 50H111V52H110ZM112 50H114V52L112 51ZM134 52H133V51ZM151 50V51H150ZM158 50H160V51H158ZM194 50H195V55H194ZM219 50V51H218ZM223 50H226L225 52L223 51ZM104 51H105V54H104ZM125 53V54H123V52ZM127 51H129V52H127ZM131 51V52H130ZM138 51V52H137ZM145 51V52H144ZM223 51V52H222ZM231 51H233V52H231ZM256 51V52H255ZM59 52L60 51H57V52H52V53H50V57L48 58V59H50L51 61L52 60H55V58H56V56H57V54H59ZM120 52V53H119ZM122 52V53H121ZM139 52H140V54H139ZM144 52V53H143ZM262 53V55H261V53ZM114 54V55H111V54ZM128 53V54H127ZM134 53H136V54H134ZM157 53H159V55L157 54ZM193 53V54H192ZM200 55H199V54ZM233 55H231V54ZM108 54V55H107ZM123 54V55H122ZM131 54H132V56H131ZM198 56H197V55ZM221 54H225L224 56H225V58H224V56L223 55H221ZM10 55V54H9ZM8 55V56H9ZM110 55V56H109ZM141 55H142V58H143V60H142V58H141ZM146 57H145V56ZM191 55H193V56H191ZM230 55V56H229ZM234 55H237V57L236 56H234ZM15 56H17V57H15ZM106 56V57H105ZM123 58H122V57ZM130 56V57H129ZM226 56H229V58L228 57H226ZM14 57H15V59H14ZM58 57V56H57ZM128 57V58H127ZM191 57H194V58H192L191 59ZM198 57V58H197ZM238 59V60H240L241 59V64L239 65L238 63H234L233 61L234 60H237L236 58ZM26 58H27V56H26ZM131 58V59H130ZM224 58V59H223ZM125 59V60H124ZM133 59V60H132ZM141 59V60H140ZM226 59H229V60H227L226 61ZM13 60H15V63L13 62ZM125 62H124V61ZM135 60V61H134ZM159 60V61H158ZM209 60V61H208ZM224 60L226 61V62H224ZM9 61V62H10ZM56 61V60H55ZM132 61H134V62H132ZM211 61V62H210ZM139 64H138V63ZM224 62V63H223ZM262 62V63H261ZM15 65H14V64ZM30 63H32L31 61H30ZM30 63H29V65H30ZM254 63V64H253ZM10 64V63H9ZM17 64V65H16ZM33 64V63H32ZM218 64V65H217ZM221 64H223V65H221ZM127 65H128V67H127ZM220 65V66H219ZM242 65V66H241ZM246 66V68H245V66ZM251 65V66H250ZM126 66V67H125ZM215 66V67H214ZM216 66H219V67H216ZM248 66H250L249 68H247ZM263 66V67H262ZM90 67H95V68H99V70L100 71H98L97 72V70L94 68H90ZM223 67V68H222ZM107 68V69H106ZM214 68L216 69V70H214ZM217 68H220V70H218ZM243 68V69H242ZM258 68V69H257ZM25 69V70H24ZM84 69V70H83ZM90 69H92V70H94V71H90ZM105 69V70H104ZM249 69V70H248ZM24 70V71H23ZM96 70V71H95ZM258 70V71H257ZM263 70V71H262ZM85 72V74H83L84 72ZM141 71V72H140ZM90 72L91 73H93L92 74V76H90ZM208 72V73H207ZM139 73V74H138ZM136 74V75H135ZM204 74V75H203ZM206 74V75H205ZM7 77H6V76ZM90 76V77H89ZM93 76L95 77V76H97V78H96V83L97 82H99V83H95V82H92V84L91 85H87V87H88V92L86 91L87 90V87H85V85L86 84H88V83H90L91 81H94L95 80V78L93 79ZM198 76V75H197ZM204 76V77H203ZM6 77V78H5ZM91 77H92V80H91ZM101 77V78H100ZM127 77H128V79H127ZM166 77V78H165ZM89 78V79H88ZM107 79V80H105V79ZM204 78V79H203ZM7 79V80H6ZM85 80H87V81H89V82H87V81H85ZM103 80H104V84H106V85H104L103 86ZM202 80V81H201ZM122 81H125V82H128L127 84L125 83V82H123L122 83ZM204 81V82H203ZM87 82V83H86ZM111 84H110V83ZM108 83V84H107ZM121 83H122V86H121ZM125 83V84H124ZM96 84V85H95ZM115 85V84H117V86L115 85V86H113L114 88L116 87V89L119 87V86H121L122 88H123V91H122V88L121 87H119V89L116 91V89H112L111 87H112V85ZM120 84V85H119ZM111 85V86H110ZM90 86V87H89ZM108 86V87H107ZM126 87V88H124V87ZM76 87V88H77ZM91 87H93V88H91ZM104 87V88H103ZM18 88V89H17ZM16 89L17 90H20L19 89V87H17ZM89 88H90V90H89ZM110 88V89H109ZM81 89V88H80ZM79 88H77L74 92H77L78 90H80ZM102 89H104V90H102ZM107 89V90H106ZM74 90V89H73ZM81 90H84V89H81ZM109 90V91H108ZM111 90V91H110ZM122 92H121V91ZM91 93H90V92ZM93 91V92H92ZM103 91V92H102ZM124 91V92H125ZM80 91H78V93H79ZM94 92H96V93H94ZM119 92H120V95H119ZM92 93H93V95H92ZM105 93H107L106 94V96H107V99H106V96H105ZM118 93V94H117ZM109 94V95H108ZM111 94V95H110ZM113 94V95H112ZM115 94H117L118 95V97L115 95ZM89 96V97H88ZM105 96V99H103V97ZM109 96H111V101L113 102L114 101V103H112L111 101H110V97ZM115 96V97H114ZM98 97V98H99ZM108 97H109V100H108ZM113 97V98H112ZM97 98V99H98ZM118 100H117V99ZM113 99H116V100H113ZM44 100V99H43ZM108 100V101H107ZM108 102V103H107ZM116 102V103H115ZM50 103H51V101H49V100H47V101H40V102H38V105L37 106H40V107H37V106H34V109H36V108H44L45 106H49L50 105ZM108 104H110V105H108ZM111 104H112V106H111ZM117 106H116V105ZM172 104V105H171ZM170 104V107H166V111L165 112H167V113H172V112H174L175 111V109L178 107V106H182V103H176V102H174V103H171ZM178 104V106H176ZM173 105H174V107H173ZM106 106V107H105ZM114 107V108H112V110L110 109L111 107ZM115 107H116V112H115ZM158 108H161L160 106L158 107H156V109H158ZM108 111V113H106ZM113 111V112H112ZM142 111V110H141ZM171 111V112H170ZM105 113V114H103V113ZM112 113V115L110 116V114ZM146 113V112H145ZM103 115V116H102ZM142 115V114H141ZM105 117V118H104ZM110 117V118H109ZM107 118V119H106ZM177 118V117H176ZM175 118V116L173 117V119H176ZM104 120V121H103ZM11 121H9V123H10ZM18 123V122H17ZM12 126L13 125H15V123H13V121H12ZM10 124V125H11ZM156 124V123H155ZM18 125H19V123H18ZM17 125V126H18ZM95 125H97V126H95ZM98 125H100V126H98ZM17 126H15L14 128L16 129V127ZM133 126V125H132ZM131 126V128H133ZM14 128H12V131L14 130L15 131V129ZM106 128V129H105ZM98 129V130H97ZM11 131V132H12ZM108 131V132H107ZM99 132V133H98ZM162 132V131H161ZM96 133H97V135H96ZM105 133V134H104ZM163 133V132H162ZM158 134H161L160 132L159 133H157V134H153V136L155 135H157L156 136V138H155V136L153 137L152 136V134H150V136L149 135H147L146 136V139L148 138V139H152V141H154L155 140V143H158L159 141H160V139H158L161 135H159L158 136ZM101 135V136H100ZM100 136V137H99ZM98 137V138H97ZM86 138V139H87ZM108 138V139H107ZM112 138V139H111ZM155 138V139H154ZM137 140H135V142H138V143H140V144H142L143 143V141H145V137H142V136H140L139 138H136ZM106 140H108V141H106ZM116 142V145H115V147L113 148L112 147V145H114L115 144V142ZM157 141V142H156ZM3 142V140L1 139V136H0V149L2 150V151H0V157L2 156V153L4 152L3 151V147H5V143H2ZM142 142V143H141ZM255 144L257 143V142H254ZM111 144V145H110ZM160 145L159 146H161V144H162V146H163V143L161 142V143H159ZM250 144L251 145H255V144H253V141H252V143L250 142ZM14 145V144H13ZM100 146V147H99ZM106 146V147H105ZM161 146V147H162ZM91 147V148H90ZM105 149H104V148ZM252 147V146H251ZM160 148V147H159ZM209 148H211V146L209 145H207V147H206V149H209ZM112 149H114V150H112ZM160 149H162V148H160ZM108 152V153H107ZM184 153V152H183ZM97 154V155H96ZM11 155H13V153L11 154ZM112 156V157H111ZM77 157H78V155H76V156H74V159L73 160H77ZM101 157V158H100ZM104 157V158H103ZM109 157H111V158H109ZM73 158V156L71 157V159ZM190 159V158H189ZM194 160H198L196 157L194 158ZM67 166H65L64 168H66ZM242 167H244V165H241V168ZM63 168V169H64ZM107 168V169H106ZM240 167H239V170H242ZM68 170L70 169V167L69 168H67ZM85 169V170H84ZM67 171V170H66ZM235 172V173H234ZM234 172H231L230 173V176H232V175H235L236 173H237V171L236 170H234ZM100 173V174H99ZM104 173V174H103ZM35 176H39V174H37V175H32V177H35ZM141 176V177H140ZM136 178V179H135ZM102 179V180H101ZM140 179V180H139ZM162 179H163V177H162ZM111 181V182H110ZM106 182V183H105ZM113 182H116V183H113ZM131 182H133V183H131ZM105 183V184H104ZM131 183V184H130ZM140 183H141V181H140ZM189 183V182H188ZM52 184H54V186H62L63 184H65V183H63L62 181H53L52 182ZM142 184V183H141ZM187 184V182H181L180 183V185H178V186H176V187H174V188H163L162 187V189H157V190H155V192H154V195H152L151 196V194H147V193H143V191H142V193H140V195L142 196V197H139L138 195H135L134 196V199H135V201H139V202H142V201H145V199H149L150 197H151V200H148L147 202L145 201V203H141V206L142 207H144V206H147V207H150V206H155L157 203H156V201H154L153 200V198H156V197H158V196H164L165 198H166V203H169V205H172L173 206V208H169V209H167V210H165V211H163L164 212V214H167L168 212H171V211H173V209H176V210H182L183 208H188V204H190L193 200H195V199H197V195H192L191 197H189V196H187L185 193H184V191H183V187H184V185H186ZM98 185H100V186H98ZM114 185V186H113ZM143 185H145L146 186V183H144ZM116 186V187H115ZM151 186V185H150ZM119 187V188H118ZM122 188H124V189H122ZM131 188V189H130ZM120 189V190H119ZM127 189V190H126ZM27 192V193H26ZM129 192V193H128ZM26 193V194H25ZM37 193V194H36ZM125 193V194H124ZM114 195V196H113ZM106 196V197H105ZM144 196V197H143ZM45 198V200H43L44 198ZM47 197V198H46ZM112 197V198H111ZM119 197V198H118ZM148 197V198H147ZM118 199V200H117ZM40 200V201H39ZM56 200V201H55ZM116 200H117V202H119V203H117L116 202ZM41 201H43V202H41ZM98 201H100V202H98ZM102 201V202H101ZM104 201H105V203H104ZM30 202H33V204H30ZM51 202H53V203H51ZM45 203H47V204H45ZM100 203V204H99ZM117 203V204H116ZM124 203V204H123ZM129 203H132V200L129 202ZM129 203L127 204V206L126 207H128V205H129ZM30 204V205H29ZM54 204V205H53ZM55 204H57V205H55ZM32 205V209L31 210H33V211H35V213L34 212H32L31 214H27L26 212H25V210L29 207V206H31ZM58 205H62V208H63V216L62 217H60V220H65V219H68V220H72V219H75L76 217H78L79 216V214H80V212H82L83 213V222H84V224L86 225V226H88V227H86L85 228V226H82V227H69L68 229H66V227H63V229H65V231L63 230V229H61L60 227H59V224H58V222H56V221H53L52 223H49V224H43L42 226L41 225H39L38 223V221H39V219H40V217H44V216H48V215H50V213L53 211V209H54V207H56V206H58ZM101 205V206H100ZM104 205V206H103ZM54 206V207H53ZM110 206H112V208L110 207ZM116 208H115V207ZM118 206H120V208L118 207ZM122 206V207H121ZM5 207H9L8 208V211H5V212H3V210H4V208ZM53 207V208H52ZM88 207V208H87ZM106 207V208H105ZM95 208V209H94ZM104 208V209H103ZM109 210H108V209ZM115 208V209H114ZM120 210H119V209ZM48 209V210H47ZM99 209V210H98ZM107 209V211H105ZM116 209H118V210H116ZM93 210V211H92ZM116 211V212H115ZM140 210H136V212H139ZM49 212V213H48ZM99 212V213H98ZM105 212H106V214H105ZM119 212H121V213H119ZM76 213V214H75ZM104 213V214H103ZM119 213V214H118ZM88 214H90V215H88ZM120 217H119V216ZM124 215V214H123ZM93 216V217H92ZM110 216V217H111ZM193 215H191V214H186V215H183V216H181L180 217V222H179V224L177 225V226H175V227H171V228H169L168 229V231H169V233H168V231H167V236L168 235H171L172 233H176V232H178L184 225H186V224H189L191 221H192V219H193ZM109 218V217H108ZM89 219V220H88ZM147 219H150V218H147ZM151 220H153V218H151L150 220H145L143 223L145 224V225H148L150 222H151ZM169 220H170V218L166 215L165 216V218H163L162 219V222H169ZM88 221H90V223L88 222ZM33 225H35V228L33 229V230H31L30 229V227L31 226H33ZM212 225V224H211ZM45 226H50V227H52V228H47V227H45ZM92 226V225H91ZM213 226H214V223H213V225L212 226H208L207 228L206 227H203V228H201L200 226V228L201 229H198L199 227H194V230L193 231H195L196 229H198V230H201V231H198V230H196L195 232H198V233H201L202 231H203V229H204V231H208V230H210L211 228H213ZM42 227H45V228H42ZM78 228V230L76 231V229ZM86 229V231H85V229ZM27 230V233H25L24 234V237H25V241H23V242H19V240L21 239V237H22V235H23V231L24 230ZM43 229V230H42ZM45 229V230H44ZM40 230H41V232H40ZM71 230H73V231H71ZM118 230V229H117ZM46 231V232H45ZM99 231V230H98ZM154 231H157V232H161L160 231V229H158V228H156L155 227V229H154ZM203 231V232H204ZM66 232V238H65V236L63 237V234ZM69 232V233H68ZM72 232V233H71ZM78 232H80V233H83L81 236L79 235L80 233H78ZM88 232H92V234L94 233V234H96L97 235V237H101L100 239H99V242L95 239V238H97V237H94V238H92V234H90V233H88ZM38 233V234H37ZM71 233V235H69ZM76 233V234H75ZM78 233V234H77ZM85 233V234H84ZM86 233L87 234H89L88 235V237H86L87 235H86ZM99 235H101V236H99ZM60 234V235H59ZM72 234H74V235H72ZM122 234H123V236L124 237H122ZM65 235V234H64ZM67 235L69 236V240H66V239H68L67 238ZM75 235H77L76 237H74ZM78 235L80 236V237H82V236H84L85 238L83 239V238H80V237H78ZM96 235H93V236H96ZM104 235V234H103ZM198 235V238H195L196 239V241H195V243H196V245L197 246H199V244L201 243L202 244V242H204V243H206V240H207V242H209L208 244H210V242L212 241V239L210 238V237H208L207 236V238L204 236H202V235H200V234H197ZM197 235L195 236V237H197ZM200 235V236H199ZM61 236V237H60ZM90 236H91V240H90ZM127 238H126V237ZM60 237V238H59ZM71 237V238H70ZM73 237L74 238H76V243H75V239L74 240H72L73 239ZM110 237H115V238H117V241L115 240V241H113L114 239L113 238H111L112 240H110ZM119 237V238H118ZM145 237V236H144ZM200 237H202V238H200ZM64 238H65V240H64ZM79 238V239H78ZM89 238V239H88ZM129 238H131V237H129ZM146 238H149V236H146ZM206 238V240H204ZM60 239L62 240V241H64V242H62V241H60ZM71 239V240H70ZM92 239H94L93 241H92ZM103 241H102V240ZM134 239V238H133ZM198 239H199V241H198ZM210 239V240H209ZM37 240H39V241H37ZM81 240H83L84 242H86V243H83ZM88 240H90V241H92L93 243L91 244V246H90V242L88 241ZM109 240V241H108ZM118 240H120V242L118 241ZM40 241H42V243H40ZM47 241V242H46ZM54 241V242H53ZM58 241H60L61 243H59ZM72 242V244H70L69 246H67L68 245V243H70V242ZM79 241V242H78ZM112 242V244H111V242ZM128 241H129V243H128ZM134 241H136V240H134ZM43 242H46V243H43ZM51 242H53V243H51ZM58 242V243H57ZM68 242V243H67ZM77 242H78V244H77ZM81 242V243H80ZM97 242H98V244L99 243H101V246L103 247L104 245H106L105 247H108V243H109V246L111 247H114L113 245H115V248H110V247H108V248H105V247H103L102 248V250H101V248H99V247H101L100 246V244L98 245L97 244ZM12 243V244H11ZM35 243H38V244H41V245H36ZM65 243V244H64ZM80 243V244H79ZM83 243V244H82ZM103 243V244H102ZM104 243H106V244H104ZM114 243V244H113ZM117 243H118V245H119V247L117 246ZM198 243V244H197ZM203 243V244H204ZM50 244H53V246H57V247H53L56 251L55 252H52V251H54V249H52V246L50 245ZM57 244V245H56ZM76 244V245H75ZM84 244H86L85 246H84ZM126 244H128V246H129V248H128V246L126 245ZM221 245L219 242H215L214 244H213V246L211 245V248H212V250H214V247L216 246V247H218L219 245ZM29 245V246H30ZM72 245H73V247H72ZM77 245H80V247H81V245H83V247H85V249H83V247H81V249H79L80 247H78ZM89 245V246H88ZM97 247H96V246ZM32 246V247H33ZM95 246V247H94ZM122 248H121V247ZM246 246V245H245ZM248 246V245H247ZM246 246V247H247ZM264 246V245H263ZM31 247V248H32ZM51 247V248H50ZM64 247V248H63ZM75 247H78V248H75ZM117 247V248H116ZM246 247H244V250L243 251H240V252H234V250H232V249H229V248H223V246L221 247V248H219L218 250H217V252H216V255L217 256H219V258H221V256H222V258H227V256H229L230 255V253H233V256L235 257H231V256H229V257H231V260H228V263H230V264H251V263H253V264H264V254H262L263 252H264V247H251V245L249 244V248L247 247V250H249V251H247L245 248ZM10 248H12V249H10ZM25 248H27L26 250H25ZM61 248V249H60ZM63 248V249H62ZM66 248H68V249H70V250H68V249H66ZM96 248V250L94 251V249ZM98 248V249H97ZM149 247H147L146 249H148ZM19 249H22V250H24V251H22L23 253H21V251H19ZM52 249V250H51ZM66 249V251H64ZM93 249V250H92ZM103 249H105V250H103ZM135 249V248H134ZM18 250V251H17ZM47 250V251H46ZM57 250H58V252H57ZM64 252H62V251ZM67 250L69 251V252H67ZM74 250V254H72V251ZM75 250L76 251H78L79 252V250H84V251H82L81 252V254L79 253V255H81V257L79 256V255H76L75 256ZM85 250H88V251H85ZM89 250H90V252H89ZM92 250V251H91ZM98 250V251H97ZM107 250V251H106ZM111 250V252L109 253V254H111L112 253V255H113V251ZM129 250H131L130 252H129ZM145 250V248L144 249H142V251H144ZM175 249H172V255H171V258H173L177 253H178V251H179V253H180V250L177 248V252H176V250L174 251ZM221 250V251H220ZM40 251V252H39ZM48 251H49V253H48ZM71 251V252H70ZM94 251V252H93ZM101 251H103L104 252V254H103V252H101ZM109 251V252H108ZM135 251V250H134ZM134 251H133V253H134ZM142 251L140 252V254H139V252H135L136 254H132V255H129V257L127 258V259H129V258H131V260H127V264H133L134 263V261H135V258H136V256H137V258L136 259H138L139 258V255H141L142 254ZM191 251V250H190ZM189 251V252H190ZM216 251V250H215ZM231 251H233V252H231ZM252 251V252H251ZM257 251V252H256ZM26 252H27V254H26ZM62 252V253H61ZM84 252H86L85 254H84ZM92 252V253H91ZM197 252H199V250H197ZM196 252V254L198 255V253ZM244 252V253H243ZM245 252H249V253H245ZM258 252H260V254L258 253ZM16 253V254H15ZM24 253L26 254V255H24ZM50 253H53V254H50ZM58 253H60V254H58ZM69 253V254H68ZM88 253V254H87ZM94 253V254H93ZM98 253H100V256H99V254ZM101 253L103 254V256L101 255ZM200 253V252H199ZM235 253V254H234ZM250 253H252V255H253V253H254V256H250L251 254ZM257 253V255H255ZM10 254V255H9ZM54 254L56 255L57 254V256H54ZM61 254H63V255H67L68 254V256H69V260L67 259L68 257H65V256H63V255H61ZM77 254V253H76ZM92 254H93V256H95L96 255V257H90L89 256V259H88V255H91L92 256ZM139 254V255H138ZM188 252L185 254V252H184V257L185 258H187L188 257ZM227 254V255H226ZM238 254V255H237ZM239 254H241V255H239ZM250 254V255H249ZM27 255H29V257H30V260H29V257L27 256ZM71 255H74V257L72 258L71 257ZM84 255H85V257H84ZM87 255V256H86ZM107 257H106V256ZM244 255V256H243ZM23 256H24V258H23ZM39 256H40V254H39ZM46 256H47V259H46ZM62 256V257H61ZM79 256V257H78ZM173 256V257H172ZM240 256H241V259H240ZM248 256V257H247ZM28 257V258H27ZM54 257V258H53ZM60 257V258H59ZM71 257V258H70ZM98 257V258H97ZM10 260H9V259ZM49 258V259H48ZM53 258V259H52ZM81 258V259H80ZM85 258H87L86 260H85ZM233 258H234V260H233ZM239 258V259H238ZM256 258H258V259H256ZM260 258V259H259ZM24 259V260H23ZM42 259V260H41ZM56 259V260H55ZM59 259V260H58ZM63 259V260H62ZM67 259V260H66ZM75 259H76V261H75ZM79 261H78V260ZM48 260H49V262H48ZM93 260V261H92ZM139 260V259H138ZM241 260H242V262H241ZM244 260V261H243ZM255 260V261H254ZM56 261V262H55ZM68 261V262H67ZM70 261V262H69ZM78 261V262H77ZM82 261H86V262H82ZM88 261V262H87ZM27 262L25 263V261H24V263L25 264H27ZM46 262V263H45ZM72 262V263H71ZM75 262V263H74ZM92 262V263H91ZM202 259L201 258H198V260H196L195 261V263L196 264H202ZM258 262V263H257ZM8 263V264H9ZM38 263H36V264H38ZM29 264V263H28ZM184 264H187V263H184ZM226 264H227V262H226Z\"/></svg>",
	"mask_w": 264,
	"mask_h": 264
}]
</instances>
